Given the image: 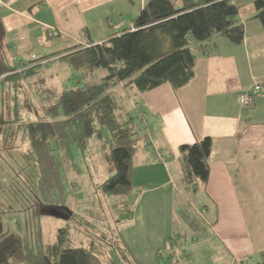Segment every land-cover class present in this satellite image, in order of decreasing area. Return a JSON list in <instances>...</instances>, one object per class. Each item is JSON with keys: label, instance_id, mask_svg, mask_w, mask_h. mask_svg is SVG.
<instances>
[{"label": "trees", "instance_id": "trees-1", "mask_svg": "<svg viewBox=\"0 0 264 264\" xmlns=\"http://www.w3.org/2000/svg\"><path fill=\"white\" fill-rule=\"evenodd\" d=\"M254 4L255 18L264 26V0ZM218 37L234 44L244 40V25L233 0H145L130 25L105 42L95 44L90 39L87 47L74 44L45 57L32 56L29 63L11 64L1 49L0 23V89L9 92L12 103L11 116L0 113V138L9 137L12 148L32 164L47 206L57 210L50 204L55 197H64L67 176L77 163L102 152L104 159L86 161L94 166L104 161L114 167L113 176L101 184V192L125 200L132 195L134 155L145 136L139 125L145 116L140 96L165 83L175 90L188 84L198 57L213 53L212 43ZM50 63L58 67L41 77L43 67ZM59 77L63 82L57 86L52 81ZM132 99L137 109L126 108ZM27 113L33 117L30 121L24 120ZM211 149L210 137L180 147L179 192L186 207L178 209V215L188 231L206 230L208 224L193 206L209 180ZM35 203L38 206L41 201ZM131 207L125 201L116 210L118 217L131 212ZM216 222L217 217L208 225ZM187 233L174 232L168 250L181 246L182 240L186 243ZM192 237L198 241L196 234ZM181 252L190 257L184 249ZM173 254L167 258L160 252L159 259L174 264L169 260ZM186 261L193 264L190 258ZM0 264L138 262L121 235L115 236L111 246L99 240L76 246L66 228L59 230L53 242H39L35 249L26 236L6 231L0 215ZM253 264H264V251Z\"/></svg>", "mask_w": 264, "mask_h": 264}, {"label": "crops", "instance_id": "crops-1", "mask_svg": "<svg viewBox=\"0 0 264 264\" xmlns=\"http://www.w3.org/2000/svg\"><path fill=\"white\" fill-rule=\"evenodd\" d=\"M144 1L139 0V10ZM254 1L233 0L244 25L241 44L214 39V52L198 57L188 84L175 90L165 83L140 96L156 156L146 153L135 163L133 186L139 193L127 234L121 232L138 264H160L159 253L168 250L174 226L185 224L175 209L182 201L180 147L205 137L212 140L210 175L196 201L208 224L217 217L211 226V242L217 245L208 244V256L220 260L215 264H253L264 251V26L255 18ZM1 2L3 47L16 55L41 58L74 44L87 47L90 39L102 43L132 20L114 22L105 13L100 21L94 20L102 32L95 35L88 22L96 11L132 1ZM83 30L87 37L80 34ZM256 85L262 86L256 102L242 105L241 96ZM188 258L197 264L195 257Z\"/></svg>", "mask_w": 264, "mask_h": 264}, {"label": "rangeland", "instance_id": "rangeland-1", "mask_svg": "<svg viewBox=\"0 0 264 264\" xmlns=\"http://www.w3.org/2000/svg\"><path fill=\"white\" fill-rule=\"evenodd\" d=\"M131 1L119 4L115 8L96 11L93 15L95 19L88 22L92 33L95 35L102 33L99 30L98 23L94 22V20L100 21L103 16L106 17L104 15L105 13H108L107 17L114 22L118 21L119 18L125 20L136 18L140 13L139 0ZM111 32L109 31L107 34L104 32L103 36ZM80 34L87 37V32H84V30ZM2 48L4 50L3 44ZM5 53L11 64L21 62L29 63L32 57L30 53L16 55V53H11L8 49L5 50ZM35 58L38 59L39 57L36 56ZM57 67V63L46 64L40 76L48 77L50 72L54 71ZM52 82L59 86L63 82V78H55ZM1 91L0 89V113L3 112L5 113V117H8L11 116L10 106L12 103H10V97L8 96L9 92ZM36 104H38L37 107L41 115L42 109L39 107L38 102ZM126 106L127 109H137L139 105L135 99H132L126 102ZM24 116L25 121L33 119L30 113L24 114ZM139 125L142 129L140 133L145 136L138 144L137 151L134 155V167L136 165L135 163L141 162V156L143 157L144 154L148 153L151 157L155 155L154 145L149 135L146 121L144 120V123L142 121ZM8 139L10 138L6 136L0 138V215L3 218L4 229L6 231L18 232L26 236L35 249L39 245V242H53L59 230L63 228H66L69 237L76 246L80 243L86 245L93 240L106 242L108 246H111L116 235H121V232L124 235L127 234L126 231L128 230H126V227H128L127 221L130 218V212L118 217L116 210L125 201L131 207L138 197L139 188L134 185V194L128 196L126 200L118 197L105 196L101 192V184L113 176L115 173L114 167L109 163L106 164L104 161L95 163L96 166L86 162L96 157L104 159L103 152L97 156H87L86 161L81 160L78 163L76 162L77 167L67 176L64 197H55L50 204L57 209L55 212L53 207L47 206L45 197L41 193V188L37 184V174L32 164H28L21 153L12 148V142L8 141ZM26 145L23 144V147L26 148ZM35 201H41V203L37 206ZM185 207L186 205L182 201H178L175 204L177 211ZM193 207L195 213L199 214L201 219L207 217L197 201ZM92 213L97 214L99 219H96ZM205 228L206 230L197 229V231L190 229V232L185 224L183 226L179 224L175 225V232L183 233L187 230V242H183L179 236L175 237L179 242L182 240L180 242L181 246H174L167 251L161 250L163 255L169 258L170 254L174 253L176 256L173 254L174 257L169 259L171 262L174 264H187L186 260L188 257H185L183 252H181L184 249L190 257H195L194 259L197 264H200L199 262L201 261L205 263L213 262V264H215V261L220 262L219 259L215 260L213 256H208V252L211 250L210 246H212L208 244L213 243L217 245V242H211V240H215L213 239L214 236L212 235L211 227L206 224ZM38 232L42 236L38 235ZM202 232L204 233L201 234ZM195 234L198 242H194L195 240L192 237ZM160 264H166V260L160 259Z\"/></svg>", "mask_w": 264, "mask_h": 264}, {"label": "built area", "instance_id": "built-area-1", "mask_svg": "<svg viewBox=\"0 0 264 264\" xmlns=\"http://www.w3.org/2000/svg\"><path fill=\"white\" fill-rule=\"evenodd\" d=\"M0 5H2L1 0H0ZM261 91H262V86L256 85L251 91L241 96L240 103L245 106L253 105L256 102V98L261 93Z\"/></svg>", "mask_w": 264, "mask_h": 264}]
</instances>
